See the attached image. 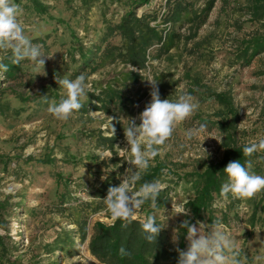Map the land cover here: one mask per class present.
I'll return each mask as SVG.
<instances>
[{
  "label": "rangeland",
  "instance_id": "374dc122",
  "mask_svg": "<svg viewBox=\"0 0 264 264\" xmlns=\"http://www.w3.org/2000/svg\"><path fill=\"white\" fill-rule=\"evenodd\" d=\"M41 1L47 7V15L39 17L27 12L21 19L30 39L46 35L44 43L38 44L42 45L47 55L55 54L46 60V75L37 74L34 66L28 62L24 76L26 80L30 76L32 84L17 90L25 95L52 90L61 99L63 89L56 83L55 77L59 75L75 79L72 76L77 64L73 60H78L79 56L77 50L73 52L72 48L81 44L87 47L95 40V30L100 28L101 4L86 9L76 0ZM164 2L151 0V9L159 12V5ZM201 3L200 0L197 5ZM121 11L119 5L108 6L106 16L118 18ZM59 19L62 21L58 22ZM248 20L245 0H216L195 38L187 42L185 47L180 43L179 49L172 50L170 60L167 57L150 60L147 69L141 72L143 79L138 83H126V89L122 91L126 95V102L128 99H141L124 114L116 110L118 115L113 116L89 111L85 114L76 113L68 121H58L48 113L47 103L38 106L35 102H21L12 95H5L3 99L7 100L9 110L0 116V202L4 205L0 210L2 256L10 264L96 263L87 249L89 236L83 241L77 236L72 237L74 244H66L67 253L55 247L58 234L74 229V225L69 224L66 212L60 214L56 211L54 178L60 175L73 181L72 188H76L74 198L87 202L92 200L90 192L111 171L117 175L118 186L121 182L118 177L130 167L126 161L127 154L117 152L118 157L122 158L120 165L101 163L111 155L95 147L94 139L89 138L90 130L105 131L108 117L119 120L126 127L127 119L137 118L150 102L151 86L147 80H156V76L160 77L158 88L161 99L175 100L179 94L187 93L188 84L193 82L192 96L200 104L192 117L177 126L173 138L162 147L161 154L150 167L161 163L163 170L169 171L170 179L162 173L155 178L165 184L166 203L156 209L150 205L143 206L136 215V218L143 219L147 212L148 215L155 213L157 222L161 226L165 225L162 229L174 250H177L180 225L190 219V213L176 214V210L193 196L191 181L184 178V174L218 160L223 152L220 147L222 133L216 125L218 117H214L219 106L208 93H231L238 111L236 124L241 142L252 143L264 138V52L255 56L245 67H241L242 59H236V50L243 34L259 28L258 24ZM187 28L185 25L179 32L187 36ZM70 31L78 39L75 47L71 45L74 39ZM190 48L191 55L187 53ZM122 68V65L107 64L86 75L90 91ZM162 82L167 83L166 91H162ZM136 122L139 124L140 121L137 119ZM200 124L206 125V131L198 138L186 140L185 130ZM104 134L109 135L106 132ZM115 135L120 136L115 146L125 148L124 130L115 132ZM43 160L52 161L45 164L41 162ZM229 197L226 200L216 197L212 203L213 221L219 219L231 232L240 246L241 255L246 256L247 264H264V228L260 223L249 225L251 207L245 200L239 202L238 213L234 215L230 210ZM103 206L99 212L88 215L89 232L95 221H112L104 203ZM195 225L206 231L211 223L203 220L197 221ZM174 235L178 236L175 243ZM183 242V250H186V235ZM51 249L53 251L47 253ZM5 263L8 264L7 261Z\"/></svg>",
  "mask_w": 264,
  "mask_h": 264
},
{
  "label": "trees",
  "instance_id": "16d2710c",
  "mask_svg": "<svg viewBox=\"0 0 264 264\" xmlns=\"http://www.w3.org/2000/svg\"><path fill=\"white\" fill-rule=\"evenodd\" d=\"M82 8H90L95 4H101L100 8V28L95 30L97 33L95 40L86 46L78 45L73 52L77 50L78 60L73 62L77 68L73 71V78L79 76L81 72L88 75L99 67L107 64L122 65L123 68L108 79L105 83H98L88 93V99L82 101L83 108L78 114H85L89 111H99L107 115H118V113L130 111L136 100H127L126 95L122 94L126 89V83L136 84L143 78L141 72L147 69L150 60L167 57L171 59V51L179 49V45L185 47L186 43L196 37L199 28L206 22V19L214 6L216 0H165L163 5H159V12L151 9V0H76ZM24 9V13H34L41 17L48 14L47 7L41 0H16ZM119 5L122 8L118 18L106 16L108 6ZM249 22L258 24L259 28L243 34V38L238 44L236 50V59H242L241 67L248 66L253 58L264 52V0H245ZM144 9L145 7H147ZM138 9H142L137 12ZM161 11V14H160ZM117 13V12H115ZM115 15V14H114ZM51 17V16H49ZM62 20H58L61 22ZM187 25L189 34H181L179 30ZM71 37L74 39L72 47L77 45L72 31ZM46 37V35L44 36ZM44 37L31 38L33 43H44ZM77 42V43H76ZM198 45L194 44V46ZM191 55L192 49L187 50ZM9 64V70L0 75V116L4 115L9 106L5 95H12L21 102H35L42 106L41 96L46 95L48 99L59 102V97L52 90H41L33 95H25L18 88L28 87L32 84L30 76L28 80L24 76V68L28 61L22 62L20 66ZM133 69H136L133 71ZM160 77L156 76L159 81ZM9 83V84H8ZM192 84H188L186 89L188 94H193ZM167 86L162 82V91ZM208 95L218 104L219 108L214 114L218 117L216 125L222 133L220 147L223 149L222 155L218 160L210 161L191 173L184 174V178H189L192 184L193 196L188 200L186 207L190 210V224L195 225L198 221L206 220L213 222L212 203L216 197L220 196L221 184L226 180L223 169L231 161L240 160L244 162L242 148L246 142H241L237 130L238 111L233 102V97L228 91L209 92ZM95 102V103H94ZM114 109V110H113ZM115 110L118 112L116 113ZM114 121V118H113ZM116 132H122L124 126L119 120L113 122ZM109 135H105L104 133ZM111 137L110 128L106 130H90L89 138L94 139L95 147L103 151L110 152V157L105 158L101 163L120 165L122 158L118 157L116 151L117 138ZM97 159V158H96ZM253 161L252 171L258 175H264V153H257L251 157ZM52 160H43L41 162L50 164ZM121 167V166H120ZM164 166L156 163L143 175V181L154 180L162 173ZM116 174L114 172L101 180L91 193L92 200L80 201L74 198L73 194L76 188H72L73 181L62 178L57 175L55 181V194L57 202V212L60 214L66 212L69 224L74 225V229L66 233L58 234L55 238V247L65 253L68 252L66 244H74L72 237L77 236L80 241L88 236L87 249L90 255L95 259V264H178L179 252L174 250L164 229H161L155 244H149L141 232V218H136L127 228L122 227V222L111 221L104 223L95 221L91 226V232L88 231V215L99 212L104 208L103 199L107 195L110 186H117ZM182 178V177H181ZM183 179V178H182ZM139 186V185H137ZM166 190L158 198V205L166 203ZM241 200L229 197L231 212L238 213L237 206ZM251 207L248 217L250 226L260 223L264 228V191L258 193L254 198L245 200ZM66 205V206H64ZM150 204L146 203L145 206ZM0 202V210L3 208ZM64 206V207H63ZM148 215V212L146 213ZM146 217V216H145ZM179 249L183 250V238L187 230L180 228ZM125 247L130 253L128 256H121L119 249ZM3 244L0 238V264H10L9 260L4 258ZM49 250L47 253H51Z\"/></svg>",
  "mask_w": 264,
  "mask_h": 264
},
{
  "label": "clouds",
  "instance_id": "9594fccd",
  "mask_svg": "<svg viewBox=\"0 0 264 264\" xmlns=\"http://www.w3.org/2000/svg\"><path fill=\"white\" fill-rule=\"evenodd\" d=\"M23 15L24 9L16 0H0V75L9 70L6 61L15 66L28 61L37 74L46 75V60L55 54L47 55L42 45L33 43L26 34L21 19ZM55 79L63 89L59 102L50 101L46 95L41 98L48 104V113L56 120L68 121L83 108L82 101L88 99L90 85L84 74L75 79L57 75ZM147 81L151 86V100L137 118L127 119L128 124L124 126L127 146H116L117 152L127 154L126 161L130 167L118 177L121 180L119 185L110 186L102 200L112 221H121L123 228H127L136 219L138 210L146 203L153 209L157 208V201L165 189V184L161 179L141 183L143 175L161 154L162 147L173 138L177 126L192 117L200 108L199 102L188 93L179 94L175 100L161 99L158 81L151 78ZM112 121L113 118L108 117L106 124L111 130V137L116 132ZM205 131L206 125L200 124L198 127L186 129L184 136L190 141L200 137ZM242 153L245 157L243 163L240 160L231 161L223 169L226 180L221 184L220 197L225 200L229 195L233 199L248 200L264 191V175L252 171L251 159L254 154L264 153V138L246 144ZM162 175L171 178L168 169L162 170ZM187 204V201L180 204L176 214L188 215L190 210L186 207ZM163 227L165 225L161 226L157 222L155 213L147 215L140 222L141 232L149 244H155ZM180 227L187 230L188 246L186 250L177 249L178 264H247L246 256L241 255L237 240L219 219L213 221L206 231H202L200 226L190 224L188 220H184ZM177 240L178 236L174 235L173 242ZM119 254L122 257L130 255L123 246L119 249Z\"/></svg>",
  "mask_w": 264,
  "mask_h": 264
}]
</instances>
